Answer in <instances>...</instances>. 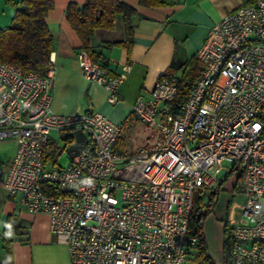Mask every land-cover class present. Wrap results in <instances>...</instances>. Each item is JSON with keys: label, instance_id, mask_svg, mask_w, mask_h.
<instances>
[{"label": "built area", "instance_id": "obj_1", "mask_svg": "<svg viewBox=\"0 0 264 264\" xmlns=\"http://www.w3.org/2000/svg\"><path fill=\"white\" fill-rule=\"evenodd\" d=\"M195 56L202 70L180 107L172 105L175 74L136 97L131 112L151 138L134 155L116 151L122 126L91 105L53 111L51 56L42 75L0 61V142L16 144L10 164L0 166L2 187L27 212L48 215L70 264H197L198 239L188 229L194 193L219 189L231 172L224 162L239 171L246 197L231 228L229 264H264V0L223 15ZM77 59L83 78L117 103L129 68L112 74L82 49ZM74 130L86 145L66 165L47 167L51 135ZM45 184L59 195L45 194Z\"/></svg>", "mask_w": 264, "mask_h": 264}, {"label": "crops", "instance_id": "obj_2", "mask_svg": "<svg viewBox=\"0 0 264 264\" xmlns=\"http://www.w3.org/2000/svg\"><path fill=\"white\" fill-rule=\"evenodd\" d=\"M19 1H14L8 12H0V29L10 25ZM53 1V8L45 18L53 38L50 56L57 65L52 87L53 111L62 115L77 114L91 105L95 111L122 126L115 148L122 141V149L127 151L128 144L124 141L126 130L133 136H142L143 142L137 150L125 153L134 155L151 138V131L131 112L136 97L147 96L162 75L175 74L179 78L186 63L196 59V52L212 25L223 15L255 0H162L161 5L151 7L139 5L138 0H119L135 9L131 17L130 48L116 45L126 40L122 14H116L111 29L97 28L90 37L92 51L100 55V61L112 74L129 68L127 77L117 88L119 100L115 104L108 103L107 92L102 86L85 80L80 73L77 59L80 40L66 21L65 10L70 2L83 4L85 0ZM63 142L57 134L51 135L45 155L54 153L46 162L47 167L57 165L56 152ZM15 151L14 142H0V166L9 165ZM66 157L69 160L67 154ZM239 182L240 176L232 187L233 191L240 192ZM214 212L206 218L204 228V237L212 256L219 247L223 253L224 243L221 224L217 225L216 233L210 230L216 223L214 219L222 218L217 207ZM0 264H70L66 246L49 231L48 215L27 212L18 196L8 195L1 179Z\"/></svg>", "mask_w": 264, "mask_h": 264}, {"label": "trees", "instance_id": "obj_3", "mask_svg": "<svg viewBox=\"0 0 264 264\" xmlns=\"http://www.w3.org/2000/svg\"><path fill=\"white\" fill-rule=\"evenodd\" d=\"M11 2V0H8ZM53 0H20L15 5L14 15L8 27L0 29V61L20 66L26 73L34 71L44 74L53 48V38L46 22L47 13L53 8ZM138 4L145 7L159 6L162 0H138ZM116 14H122L126 31V40L116 45H125L128 49L131 41V17L135 9L119 0H85L83 4L70 2L65 10V18L80 40V49L85 50L94 62L100 61V55L92 51L90 37L95 29H111ZM202 70L201 64L196 59L186 63L183 74L178 78V93L173 101L174 107H180L183 99L194 80ZM71 142V139H68ZM54 151L44 156V163L52 158ZM228 175L219 184L227 180ZM219 189L208 195L206 204L193 206L189 233L197 236L196 248L199 255L197 264H215L210 254L203 232V223L218 199ZM45 194L58 196L54 186H42ZM230 233L224 228L223 258L224 264H229Z\"/></svg>", "mask_w": 264, "mask_h": 264}, {"label": "rangeland", "instance_id": "obj_4", "mask_svg": "<svg viewBox=\"0 0 264 264\" xmlns=\"http://www.w3.org/2000/svg\"><path fill=\"white\" fill-rule=\"evenodd\" d=\"M14 1H18V0H11V2L8 0H0V12L1 11L8 12L9 9L12 8V3ZM124 141H125V144H128L126 148L127 151L122 149V145H121L122 141L116 148V151L121 152V153L131 152L132 150L135 151L137 150L136 148L143 142L141 135L133 136V134L129 130H126V133L124 134ZM61 148L62 146H60V148H58L56 152L57 165L64 166L67 164L68 160H67L66 154L61 152ZM222 167L224 169H229L231 172L228 174L227 180L221 185L219 189V195H218L216 204L212 212L209 214V215L215 214L214 210L217 207L220 215H222V218L214 219L216 223H213V225L210 227L211 233H216L218 224L219 225L221 224L220 226H222V231L224 230L225 227H227L228 229L232 228L236 224L237 220L239 219L244 203H245V200H246V197L242 192L233 191L232 189L233 185L236 182L237 177L239 176V171L234 169L233 164L230 162H224L222 164ZM207 200H208L207 191H204V190L195 191L194 193V205L195 206H202V204H206ZM208 216H206V218ZM206 218L204 219V223H203V232L205 228ZM214 218L216 217L214 216ZM212 257L215 260V264H224V258H223L221 247H219L218 250L213 251Z\"/></svg>", "mask_w": 264, "mask_h": 264}, {"label": "water", "instance_id": "obj_5", "mask_svg": "<svg viewBox=\"0 0 264 264\" xmlns=\"http://www.w3.org/2000/svg\"><path fill=\"white\" fill-rule=\"evenodd\" d=\"M61 138L66 141L71 139L72 142L67 144L65 147L67 155L72 158L77 152L84 147L87 143L86 135L80 130H74L71 132H63Z\"/></svg>", "mask_w": 264, "mask_h": 264}]
</instances>
